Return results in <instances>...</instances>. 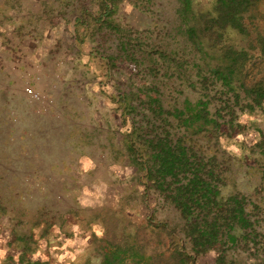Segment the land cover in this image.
I'll list each match as a JSON object with an SVG mask.
<instances>
[{
  "label": "rangeland",
  "instance_id": "rangeland-1",
  "mask_svg": "<svg viewBox=\"0 0 264 264\" xmlns=\"http://www.w3.org/2000/svg\"><path fill=\"white\" fill-rule=\"evenodd\" d=\"M18 1L19 10L0 7V264H101L122 239L145 244L146 254L162 250L168 239L160 227L180 228L179 211L129 149H141L151 133L181 136L168 113L199 98L218 125L194 136L195 147L223 177L222 195L245 198L254 223L195 264H264V97L239 87L259 73L264 0L245 13L246 34L225 32L249 54L230 110L208 75L220 55H200L178 33L177 0H110L109 18L123 33L95 32L101 0ZM192 2L203 10L212 0ZM9 12L18 14L13 29L4 23ZM254 98L260 103L250 110ZM158 105L163 114L151 111Z\"/></svg>",
  "mask_w": 264,
  "mask_h": 264
},
{
  "label": "trees",
  "instance_id": "trees-1",
  "mask_svg": "<svg viewBox=\"0 0 264 264\" xmlns=\"http://www.w3.org/2000/svg\"><path fill=\"white\" fill-rule=\"evenodd\" d=\"M255 1L212 0L207 8L198 10L192 0H177L178 33L185 36L200 55L206 56L209 50L220 55V62L209 69L208 75L212 82L219 83L224 90L225 106L229 110L231 100L233 104L235 99L236 103L237 100L239 102L240 95L234 85L248 64L249 54L225 41V32L229 28L241 34L247 33L243 19ZM109 2L110 0H101L103 7L100 15L93 21V28L95 32L101 33L102 30L114 27L117 32L123 33L119 24H113L114 19L109 18L113 11ZM255 43L262 59L257 65L259 73L249 84L242 82L238 86L246 95L254 93L264 97V34L258 35ZM202 79L204 82L208 80L207 77ZM253 100L255 101L248 100L247 103L250 110L260 103L258 99ZM207 107L208 102L203 98L195 102L185 100L182 108L168 113L183 127L181 136H170L169 131L151 133L149 140L143 138L145 145L141 149H129L135 155V164L144 168L149 183L164 193L165 200L179 211L180 228L177 223L167 231V225H161L160 231L168 242L162 250L155 247L149 254H146V245L139 244L137 239L130 242L122 239L113 243L103 252L101 264H195L197 255L216 245L236 243V228L250 230L254 220L246 211L245 198L236 193L222 195L223 177L211 170L195 147L194 136L206 133L218 125L215 115ZM157 109L158 111H151L156 114L164 113L161 105ZM137 154L140 159L136 158ZM249 234L250 232L246 233ZM159 235L157 239L161 241ZM186 243L189 244V250ZM27 264L48 263L35 261Z\"/></svg>",
  "mask_w": 264,
  "mask_h": 264
},
{
  "label": "crops",
  "instance_id": "crops-1",
  "mask_svg": "<svg viewBox=\"0 0 264 264\" xmlns=\"http://www.w3.org/2000/svg\"><path fill=\"white\" fill-rule=\"evenodd\" d=\"M6 2H8V0H0V7L2 6H6ZM8 3H10L11 5L15 6L16 7V10H19L20 9V2L18 0L14 1L13 0H10ZM7 3V4H8ZM5 4V5H4ZM16 12V11H15ZM15 12H12V14L9 12V15H7V18L9 19L8 21L4 22L6 23V25H9L12 27H14V24H15V21H14V18H17L18 14H13ZM17 20V19H16ZM18 41V39H17ZM15 45H16V42H15Z\"/></svg>",
  "mask_w": 264,
  "mask_h": 264
},
{
  "label": "built area",
  "instance_id": "built-area-1",
  "mask_svg": "<svg viewBox=\"0 0 264 264\" xmlns=\"http://www.w3.org/2000/svg\"><path fill=\"white\" fill-rule=\"evenodd\" d=\"M25 93L34 101H40L41 100V95L39 92H37L36 90H34L31 87H26L24 89Z\"/></svg>",
  "mask_w": 264,
  "mask_h": 264
}]
</instances>
